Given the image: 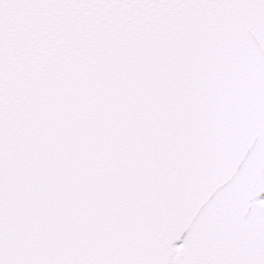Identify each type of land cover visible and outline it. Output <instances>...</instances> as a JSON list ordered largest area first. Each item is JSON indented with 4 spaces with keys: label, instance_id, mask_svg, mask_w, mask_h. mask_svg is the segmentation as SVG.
Wrapping results in <instances>:
<instances>
[{
    "label": "snow or ice",
    "instance_id": "obj_1",
    "mask_svg": "<svg viewBox=\"0 0 264 264\" xmlns=\"http://www.w3.org/2000/svg\"><path fill=\"white\" fill-rule=\"evenodd\" d=\"M0 264H264V0H0Z\"/></svg>",
    "mask_w": 264,
    "mask_h": 264
}]
</instances>
